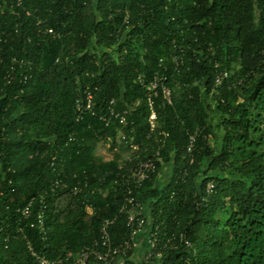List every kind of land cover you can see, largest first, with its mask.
Masks as SVG:
<instances>
[{
    "label": "trees",
    "instance_id": "obj_1",
    "mask_svg": "<svg viewBox=\"0 0 264 264\" xmlns=\"http://www.w3.org/2000/svg\"><path fill=\"white\" fill-rule=\"evenodd\" d=\"M129 196L157 255L124 264H264V0H0V264L124 246Z\"/></svg>",
    "mask_w": 264,
    "mask_h": 264
},
{
    "label": "built area",
    "instance_id": "obj_2",
    "mask_svg": "<svg viewBox=\"0 0 264 264\" xmlns=\"http://www.w3.org/2000/svg\"><path fill=\"white\" fill-rule=\"evenodd\" d=\"M20 1V0H19ZM48 34L52 36H56V33L53 29H47ZM182 57L178 54L172 55V61L175 63L176 72L179 73V66ZM229 76L228 72L223 71L220 72L215 78V88H218L222 85L223 81L227 79ZM166 79L165 77H155L151 82L147 83L145 87L148 92L153 94L154 96L158 95L159 87L162 90L163 97L168 104H171V91L168 87H166L162 81ZM93 96L89 93L87 94V109H90L92 106ZM112 108L109 109V120H117L121 125H127V118L122 115L120 112H117L113 106L115 105V101L111 102ZM151 107V116L149 119L150 123V132L153 133L157 129V114L153 108V102L150 100ZM80 104H78V110L80 109ZM105 121L107 119H104ZM125 140V137H123ZM194 138H192V141ZM132 149H137L136 146H132ZM157 170V166L154 161L148 160L146 162H141L138 164L137 168L132 173V180L137 183H143L147 179L150 178L152 174H154ZM214 189V185L210 183L207 187V193L210 194ZM121 212L125 213L128 216V222L134 223L136 225L135 230L133 232V239L131 242H126L124 246H113L111 242L110 236V226L113 224V221L106 220L101 228V236L99 240H96L91 245L83 247L78 253L73 255V259L75 264H124L125 260L128 258L129 252L131 250H137L138 242L136 238L146 230L148 225V221L144 215V206L137 201L134 197H127L124 203V206ZM24 216H28L29 211L28 208L22 211ZM141 214L143 216H141ZM149 253L145 255V262L148 263L153 256H156L154 248L156 247V240L152 239L149 241ZM29 250L31 251L33 257L37 264H56V261H51L47 259L45 256L37 253L34 249L29 246ZM159 255V254H158ZM137 261L142 259L136 258Z\"/></svg>",
    "mask_w": 264,
    "mask_h": 264
},
{
    "label": "crops",
    "instance_id": "obj_3",
    "mask_svg": "<svg viewBox=\"0 0 264 264\" xmlns=\"http://www.w3.org/2000/svg\"><path fill=\"white\" fill-rule=\"evenodd\" d=\"M138 250L136 251L137 258H143L148 248V233L142 232L137 238Z\"/></svg>",
    "mask_w": 264,
    "mask_h": 264
},
{
    "label": "rangeland",
    "instance_id": "obj_4",
    "mask_svg": "<svg viewBox=\"0 0 264 264\" xmlns=\"http://www.w3.org/2000/svg\"><path fill=\"white\" fill-rule=\"evenodd\" d=\"M109 147L105 146L104 144H100L99 146V149L97 151V155H102L104 156L106 159H110L111 156L109 154V150H108ZM140 259H143V258H140Z\"/></svg>",
    "mask_w": 264,
    "mask_h": 264
}]
</instances>
